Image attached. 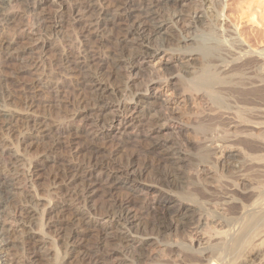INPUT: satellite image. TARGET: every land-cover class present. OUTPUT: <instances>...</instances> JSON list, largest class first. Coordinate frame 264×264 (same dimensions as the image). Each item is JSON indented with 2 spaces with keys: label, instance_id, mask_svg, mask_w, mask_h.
<instances>
[{
  "label": "bare ground",
  "instance_id": "bare-ground-1",
  "mask_svg": "<svg viewBox=\"0 0 264 264\" xmlns=\"http://www.w3.org/2000/svg\"><path fill=\"white\" fill-rule=\"evenodd\" d=\"M8 1L0 0V32L12 25L15 34L20 33L10 38L0 33V65L12 73H21L37 59L48 58L55 69L36 76L33 90L25 97V113L8 106V93L0 99V129L6 132L0 137V152L7 150V137L15 133L18 140L17 150L14 149L19 154V150L27 153L38 139L49 141L48 152L24 169L15 154L7 156L4 163L0 160V217L6 203L17 194L12 190L14 182L22 176L34 185L33 179L43 165L51 167V188L62 191L66 187L69 198L54 209L57 215L52 221L45 222L51 211L46 204H39L45 199L40 195L30 199L36 191L24 188L21 195L31 205H16L15 223L23 227L39 211L44 219L37 223L39 230L46 226L56 228L54 235L62 243L61 254L55 250L60 254L53 258L57 259L56 264H102L106 257L118 264H145L147 260L152 262L149 264H244L251 259L264 264V47L251 51L248 43L246 46L238 38L247 35L243 29L251 24L257 27L254 38L264 41V7L263 13L260 8L257 13L251 7L254 0L239 1L235 10L230 5L224 8L217 0H196L184 18L177 6L186 0H69L70 12L75 13L71 22L85 37L79 50L72 52L71 41L59 35L67 2L20 0L22 11L31 12L34 19L30 32H25L16 21L18 14L6 11ZM78 14L82 18H76ZM185 20L192 24V31L180 35L185 46L179 53L178 47L170 45V49L163 44L150 46L153 35L163 31L165 34L169 29L167 23L174 25ZM52 34L59 38L60 46L52 42ZM247 39L251 41L250 37ZM168 49L176 50L183 63L179 73L177 69V74L168 72L167 76L177 80L175 89L181 91L187 104L190 125L180 126L178 132L183 139L197 141L191 154L163 142L164 129L159 122L165 120V114H161L160 96L150 91L147 83L143 92L127 93L140 77L138 61ZM60 73L66 80H53ZM126 93L134 100V118L145 121L108 150L103 142H98L110 136L106 130L114 128L104 112L110 106L120 109ZM63 103L73 119L88 118L90 111L99 112L95 126L103 129L100 134L59 126V119L51 118L48 112ZM37 106L45 114L36 113ZM144 127L149 128V134L142 133ZM66 136L77 145V156L68 159L49 154L57 153ZM129 146H136V151L144 147L155 154L156 161L137 165L133 150V160L117 161L118 153ZM96 173L106 178H98ZM140 190L155 192L156 196L149 204H138L133 194ZM96 194L100 199L91 203ZM46 202L50 203L49 198ZM134 202L137 212L131 209ZM37 206L41 209L36 210ZM4 228L0 223V250L11 244L10 233ZM20 232L33 255L28 264H50L46 256L49 252L37 242L44 241L42 236L35 239L28 228ZM91 234L90 245H83ZM149 246H162L163 253L149 256ZM106 247L113 252H105ZM132 247L135 250L131 254Z\"/></svg>",
  "mask_w": 264,
  "mask_h": 264
},
{
  "label": "rangeland",
  "instance_id": "rangeland-1",
  "mask_svg": "<svg viewBox=\"0 0 264 264\" xmlns=\"http://www.w3.org/2000/svg\"><path fill=\"white\" fill-rule=\"evenodd\" d=\"M19 1L20 0H9L7 6L6 7L4 6V7H5L6 11L8 9V11L11 12L12 14L13 13L15 15L18 14L17 17H16V21L19 20V23H20V25L23 26L22 29L25 32H30L29 28L32 26L33 21H34L33 15H32L31 12H28V11H25V10L22 11L23 7L21 8V6H20L21 4H20ZM24 1L32 2L33 0H24ZM61 1H63L64 3L67 2L66 3L67 9H66V14L64 16V19H65L64 20V24L59 29V35L60 36L63 35L64 37L68 38L69 42L71 41L70 44L72 45V52H75V51L79 50V47H80L79 44L82 43V41H84L83 38H85V37H81L80 36V32H78L79 31L78 28L75 27L74 23H72L73 22V18H71V17H73L72 15H74L75 13L70 12V7H71L70 1L69 0H61ZM135 1H136V3H139L141 0H135ZM156 1H161L162 2L164 0H156ZM211 1H213V0H211ZM217 1H219V3L222 4V6L224 8H226L227 6L230 5L232 10H235L238 2L241 1V0H217ZM254 1H255L254 2L255 4L254 3L252 4V6H251L252 9L254 8L253 10L256 11V10H258L260 8L259 10H262L261 7H264V0H260V1L258 0V2L260 4L257 2V0H254ZM184 2H180L179 3L180 5L177 6V11L180 10L179 11L180 13L182 12L183 14H185L184 18H187L188 14L190 13L189 12V8H190L189 6L194 5L192 2L195 3L196 0H186ZM261 2H262V4H261ZM232 6H234V7H232ZM259 10L256 11V12L257 13L261 12ZM208 11H209V8H208ZM85 12H86V9L83 10V13H85ZM262 13H263V10H262ZM259 14H261V13H259ZM261 15L263 16L264 13L261 14ZM261 15H259V17H261ZM75 17L76 18H82L81 14H78ZM257 17H258V15H257ZM206 22H208V21H206ZM191 25L192 24L188 23V21H186V20L184 22H176L174 25H172L170 23H167L166 27H169V29H166L165 34H164V31H163V33H161V34L158 33L156 35H153L152 38H151V41H150V46L151 47H155V46L157 47V46L163 44L164 46H166L168 48L170 46H171L170 48H173V47L177 48L178 47L177 51L179 53V49H182L185 46L184 45L185 43L181 42L179 40L180 35L181 36H185L188 33L187 31L189 29L192 31V29L190 28ZM11 26L12 25H8L6 28H3L1 30V32H0L1 35H3L4 37H9V38L12 37L13 35H17V34L19 35L20 32L19 33L16 32L17 34H15V32H14L15 28H13ZM205 26H206V24L202 25V27L200 26V28L204 29ZM256 28H257L256 26L248 24L243 29V31H244L243 33H245L247 35H243L241 38H240V36L237 35L238 38L240 39V41L242 43H244V45H246V43H248L247 45H249V46H247V45L246 46L251 51L255 50L258 47H264V41L263 42H259V41H257L254 38V34H255V29ZM62 32H64V33H62ZM199 32L200 31L194 32V33L198 34ZM246 32H248V33H246ZM162 34H163V36H162ZM55 37L56 36H54L53 34L50 36L52 42H54V44H56V46H60L61 41L59 40V38H55ZM176 37H178V38H176ZM247 37H250L251 41H245V40H248ZM175 39H177V40H175ZM178 40H179V42H178ZM169 49L165 53H160V54H157L156 56L146 57V58L141 59V60L138 61L137 65H138V68H140V71H139V74H140L139 76L140 77H138L137 80L134 82V84H133L134 87L133 86L130 87V88L133 87L134 89L133 88H132V90L130 89L127 93L130 94V92H133V90L134 91H137V90L139 91L140 90L141 92H143V90H145L144 87L146 88V85H147V86H149L150 91L154 92V94L158 95V97L160 96L158 98V100H159V102L161 104L160 105L161 106L160 107L161 108V114H162V116H164V114H165V116H164L165 120H163V121L161 120L159 122V124L162 125L161 126L162 129H164V130H162V134H161V136H162L161 138L164 139V141L163 140L162 141L165 142L166 145L169 144V146H172V145L175 146V147L178 146L184 152H186V153L188 152V153L191 154V152L196 150L195 148L197 147V141L196 140L183 139V138H181V136H179L180 132H178L180 126L181 127H183V126H187L188 127L190 125V124H187L189 122L187 121V118H186V116H187V114H186L187 104L184 103V101H183V97L181 96V93H180L181 91L178 90V89H175V87L177 85V80L176 79H172V78L170 79L169 76H167L168 72H173L174 74H177V69H179L178 70V73H179L180 69H181L180 67L183 65V63H182L181 59H178L179 54H176L177 51L176 50L175 51H172V50L170 51ZM50 51L51 50L48 49L47 53H50ZM170 52L173 53V54H171L172 56L170 55ZM180 52H181V50H180ZM0 58H1V56H0ZM54 69H55V65H53V62L51 63L50 59H48V58H44V59L42 58L39 61L37 59L34 63H32V65L29 66V69L26 72H21V73L20 72L16 73V71H15V73H12V72H10V69H8L6 67L3 68L0 65V80H1V78L5 79V81H0V99L2 97H4V95H6L8 93L9 98L11 97L10 100L7 102L8 106L10 108H12V110L17 111L18 113H25V111L28 109L25 97H26V94H28L29 92H31L33 90V88L31 86L34 83V80H35L36 76L38 74H40V73L51 72ZM56 75H54L53 80L56 79L55 81H60V82L66 80L65 79V75H63L61 73H60V75H57V76ZM162 77H164V78H162ZM29 83H31V84H29ZM127 93H126V95L128 96V98H127V96H125V99L123 98L122 107H120V109H118L115 106H110V108H108L104 112L105 117L109 118V124L112 127L114 126V128L111 129L110 131L106 130L105 133L109 132L110 136L106 137L105 140L104 139L98 140V142L99 143L103 142V145L108 150L112 149V147H115L116 146V142H119L121 137H124L126 135L134 133V131L137 130L139 125L141 126L140 121H142V122L145 121V119H143V118H140V119L137 118V117L134 118V116L136 114H134V112H133L134 110L131 108V105L134 104L133 103L134 100H132L131 97L129 96V94H127ZM44 95H45V93H44ZM63 95L66 96V93L64 92ZM0 102H3V101H0ZM41 108L42 107H40V106L35 107L36 113L40 112L42 114H45L43 108L42 109ZM130 108H131L130 111H126L127 109H130ZM160 108H159V110H160ZM68 112L69 111L67 110V106H65V104L63 103L59 108H55V109L51 110V112H48V116H50L51 118H54V119L58 118L59 119L58 120L59 121L58 125L61 126L62 128L75 127V128L80 129V131H83L82 133H85V131L86 132L88 131L90 133L95 132L97 134H100V132L103 130V129H97L98 127L95 126L96 115L99 114V112L90 111L91 114L89 115V117L88 118L86 117L84 119L83 118L79 119V117L73 119V117H71V115H69ZM183 112H185V113H183ZM167 118H168V120H167ZM185 120H186V122H185ZM60 123H62V124L60 125ZM121 124H122V126H121ZM17 127L19 129L20 125H18ZM17 127L15 129H17ZM148 129L149 128H147V127L142 128V133L149 134L150 131ZM4 133H6V132L2 131V128H1L0 129V137L3 136V135L5 136ZM185 134L189 135L187 133H185ZM7 139L9 140V143L7 142V145H8L9 149L8 148H7V150L5 149L6 151L5 152L3 151L4 153L0 152V160L2 162L3 161L6 162L7 158L10 155L14 156V154H15V157H17V158L19 157V159H20L18 161L19 162L22 161L20 164L18 163L20 165V168L21 167L22 168L23 167L26 168L29 165L30 161L34 162L36 159L41 158L45 152H48L47 145H48L49 141H47L48 140L47 138L38 139V143L35 144L33 147H31L29 149V151H27V153H26V151L22 152L21 150H19L20 154L16 152V150H17V146H16L17 142H16V140H18L17 133L13 134L10 137H7ZM61 140L63 141V144L59 145V148L57 149V153L56 154L49 153V154L55 155V156H62L64 158H68V159L69 158H73L74 154L77 156V154L75 153L76 150H74V149H77L76 148L77 145L74 146L73 144H71L69 142V137L62 138ZM169 146L167 148L170 149ZM134 147L133 146H129L127 150L123 151V153L122 152L118 153L117 161H119V162H128L129 160H133V157L131 158L130 154L132 153V150L133 151L137 150V147L136 146H134ZM175 147H173V148H175ZM14 148H16V150ZM143 148L144 147H140V149H138L139 152L136 151V153H135L136 155L134 156L135 163H137V165H138V164H140V162L141 163H146V162H151L152 163V162H155L156 161L155 160V154L154 153H149L148 150H147L148 151L147 152V151H145L146 149L145 148L143 149ZM43 167H44L43 165L39 167V169H43V170H39L38 175L33 179L34 182H35V183L33 182L34 185H30L31 180H29L28 177L27 178H23L22 176L17 181L14 182V184H13L14 187H13L12 190H13V192L17 193V194L14 195L15 196L14 197L15 201L13 199L8 204L6 203L5 207L3 208L4 212L2 213V215L0 217V223H1V226L3 228L5 227L4 229H6V230L8 229L7 231H9V233H10V238L9 239H10V243L11 244L6 245L5 246L6 249L4 247V249L0 250V261H6L7 264H28L29 263V259L33 258V255L27 249V240L24 239L21 236L22 233L20 231L22 230V228L32 229V233H34L35 239L39 238L40 235L42 236L41 238L44 241L43 242L42 241H37V242H39V244H40L39 247H46L47 251L49 252V254L46 255V256H49V257H47V259H48L47 261L48 262L50 261L49 262L50 264H56L55 261L57 259L53 260V258H54V256L57 257L56 255L59 256L61 254L60 251L63 250L61 241L59 239H57L55 237V235H54V233H56V230H55L56 228L46 226V227L43 228V230H39L40 227L38 226L39 224H37V223H42L40 221L44 220V219H42V217H40L38 215L39 211L34 213V215H33L34 216L33 217L34 220L32 218V220L30 222H27L28 224L24 225L23 227L19 223H15L16 219L18 218V216H15V215H17V213H16L17 212L16 205H18V206H20V205H23V206L31 205V202L26 201L25 198L23 199L24 195L23 196L21 195V194H24V188L32 190L33 192H35V191L37 192V193L36 192L35 193L38 194V195H35V193H34V197H32L30 199L34 200V198L37 197V196L38 197L41 196L40 198H44L45 199V200H40L41 202L37 201L38 203L40 202L39 204H46L47 208L49 210H51L50 214L48 213V215H47V217L45 219L46 220L45 222H47L49 220L52 221L53 217H55L57 215V213H55L54 209H57V207L62 205V201L68 200L69 197L67 195L66 187H63V189H64V190H62L63 192L60 191V190H53L51 188V184L49 182V171H50L51 167H44V168ZM188 172L191 174V171H188ZM98 175H99V173L96 175V177H98V178L102 177V179L106 178V175H102V176L101 175L98 176ZM147 178L150 180L149 176H147ZM31 186H32V188H31ZM133 195H134V197H135L134 199L137 201V203L140 201V203L143 202V203L149 204L154 199V197L156 196V193L148 191V190H140V191H137L136 193L134 192ZM46 196H47V198H46ZM99 197H100L99 194H96V196L92 198L91 203H94L93 201H98L100 199ZM16 198L18 199V201H17ZM48 198L50 200V203L46 202L48 200ZM137 203L134 202L131 205L132 212H135V211L137 212V210L135 208ZM39 206L41 207L42 205H39ZM39 206L36 207V210L41 209ZM31 214H33V213H31ZM37 219H40V220L38 221ZM50 224H57V222H50ZM31 226H32V228H31ZM44 229H45V231L48 232L47 234L41 233V232H45ZM114 229L115 228H113V231H114ZM91 240H93L92 234L86 236V239H85L84 242H82V244L83 245H87L88 244L87 246H89L90 243H91ZM50 247H52V248H50ZM158 247H160V248H158ZM56 248H59V249H56ZM162 249H163L162 246H149L146 249V250H148L147 251V255L149 254V256L152 255V257H154V256L157 257V256H159V255H161L163 253ZM55 250H57L60 254L57 253V251H55ZM134 250H135V248L132 247V248L129 249V252L131 251V254H132L134 252ZM111 251L112 250L110 248L106 247L105 252L112 253L113 251L112 252ZM30 256H32V257L30 258ZM106 258L107 259L104 260V263H107V264H118V262H114L115 260H112L109 257H106ZM251 261H253V262H251ZM148 262L152 263L150 260L149 261L147 260L144 263L145 264L146 263L149 264ZM247 262L244 263V264H254V263L257 264V263H259L258 261L255 262V260H253V259L249 260L248 263ZM104 263H102V264H104ZM64 264H66V263L64 262ZM260 264H263V263L260 262Z\"/></svg>",
  "mask_w": 264,
  "mask_h": 264
}]
</instances>
